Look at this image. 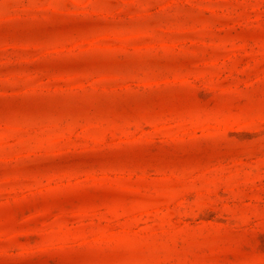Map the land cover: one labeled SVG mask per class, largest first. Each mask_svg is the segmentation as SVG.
I'll list each match as a JSON object with an SVG mask.
<instances>
[{"label":"rangeland","instance_id":"1","mask_svg":"<svg viewBox=\"0 0 264 264\" xmlns=\"http://www.w3.org/2000/svg\"><path fill=\"white\" fill-rule=\"evenodd\" d=\"M0 264H264V0H0Z\"/></svg>","mask_w":264,"mask_h":264}]
</instances>
